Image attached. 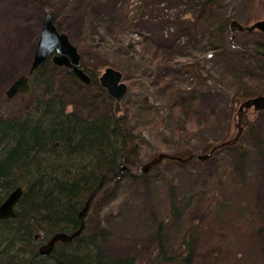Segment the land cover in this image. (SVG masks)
Returning a JSON list of instances; mask_svg holds the SVG:
<instances>
[{"label":"rangeland","instance_id":"374dc122","mask_svg":"<svg viewBox=\"0 0 264 264\" xmlns=\"http://www.w3.org/2000/svg\"><path fill=\"white\" fill-rule=\"evenodd\" d=\"M47 11L96 83L72 81L70 68L50 59L29 91L7 97L29 70ZM263 18L262 0H0V118L31 112L50 96L83 117L115 111L99 77L107 66L124 74L128 93L115 113L135 152L93 199L84 232L99 235L105 255L182 264L177 254L194 229L191 264H264V111L244 113L238 145L197 156L233 137L240 103L264 94L262 64L235 46L261 33L236 31L233 42L229 28L213 42L211 30L225 19L247 26ZM159 152L195 156L136 174ZM52 234L38 236L36 248Z\"/></svg>","mask_w":264,"mask_h":264},{"label":"trees","instance_id":"16d2710c","mask_svg":"<svg viewBox=\"0 0 264 264\" xmlns=\"http://www.w3.org/2000/svg\"><path fill=\"white\" fill-rule=\"evenodd\" d=\"M230 26V19L219 22L209 40L214 42ZM235 46L243 57L253 58L257 66L261 63L264 68L262 33L253 42H235ZM49 61L39 66L35 78L45 72ZM81 67L96 83L92 70L82 63ZM34 105L31 112L16 118H0V203L16 188L19 179L27 181L16 205L17 216L0 220V264H133L129 257L105 255L99 235L84 232L71 242L57 243L49 256L39 253L36 232L40 230L39 237L43 238L57 231H75L81 222L79 211L88 198L110 174L123 173L122 164L131 163L135 149L130 148L127 129L115 111L79 116L68 112L57 96L41 98ZM172 155L184 161L191 158L186 152ZM55 158L58 163L53 161ZM141 167L136 174H144ZM172 185L175 190L174 181ZM194 231H188L182 245L185 251L177 254L182 264H191L195 257Z\"/></svg>","mask_w":264,"mask_h":264},{"label":"water","instance_id":"95a60500","mask_svg":"<svg viewBox=\"0 0 264 264\" xmlns=\"http://www.w3.org/2000/svg\"><path fill=\"white\" fill-rule=\"evenodd\" d=\"M264 9V0H263ZM236 27L239 30L259 29L264 33V18L256 21L250 26L245 27L239 21L233 20L231 22V29L235 31ZM52 56V60L57 65H64L71 67L74 74L78 76L85 84H90L91 76L79 66L81 55L78 48L70 41L69 35L58 29L55 24V16L51 11H47L44 15L42 28L40 31L39 40L34 53L32 63L30 65L28 75L24 74L19 76L7 89L6 94L8 97H13L20 92H26L30 89L29 75L33 74L39 66ZM100 82L102 86L108 91V93L116 100V111L120 110V103L125 97L128 91V85L123 81V73L112 66H108L100 76ZM253 108L255 111L264 110V94L256 95L245 99L241 102L238 110L237 132L234 137L223 141L220 144L213 145L208 153L198 154V157L202 160L209 158L212 153L220 146L236 144L239 140L242 132V117L246 110ZM191 156H194L192 154ZM164 158H176L183 161L184 158L169 153L160 152L158 155L149 159L141 167L142 172H148L157 163H160ZM127 166H123L122 169ZM23 189L21 187L14 189L8 197L0 204V217L12 218L17 216L15 210L16 204L19 202ZM90 200L85 204V207L79 212V218H83L88 210ZM83 230V226L79 227L74 232L57 231L55 232L47 242L43 243L39 247V253L42 255H51L55 245L58 242L72 241L76 236L80 235Z\"/></svg>","mask_w":264,"mask_h":264},{"label":"bare ground","instance_id":"6f19581e","mask_svg":"<svg viewBox=\"0 0 264 264\" xmlns=\"http://www.w3.org/2000/svg\"><path fill=\"white\" fill-rule=\"evenodd\" d=\"M58 158H55V159H53V161H57L56 163H58ZM128 170V166L126 167V168H124V169H122V170ZM22 181V179H19L17 182H16V184H18L17 186H16V188H19V187H21L22 189H24L25 188V186H24V184H26V182L27 181H24V182H21ZM104 183H101V185H100V187H97L95 190H94V192H93V194L88 198V200H90V204H89V206H91V203H92V201H93V199L97 196V194L100 192V190H101V188H102V185H103ZM15 188V189H16ZM174 191V190H173ZM87 200V201H88ZM86 201V202H87ZM86 204V203H85ZM85 207V205L82 207V209ZM82 209H80V211L82 210ZM88 210H89V208H88ZM88 210H87V212H88ZM79 211V212H80ZM87 212H86V214H87ZM86 214H85V216L83 217V218H79L80 220H81V222H80V225H79V227H81V226H83V230H82V232H85V228H86ZM2 219H6V218H1L0 217V220H2ZM2 226V223H1V221H0V227ZM78 227V228H79ZM77 228V229H78ZM76 229V230H77ZM74 232V231H73ZM81 232V233H82ZM158 237H159V233H158ZM69 242H71V241H69ZM62 243H65V242H62ZM133 264H135L134 263V261H133Z\"/></svg>","mask_w":264,"mask_h":264}]
</instances>
